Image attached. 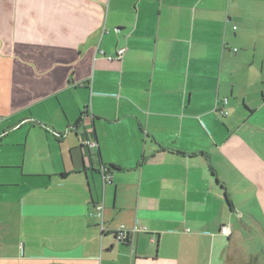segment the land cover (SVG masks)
<instances>
[{
    "label": "crops",
    "instance_id": "obj_1",
    "mask_svg": "<svg viewBox=\"0 0 264 264\" xmlns=\"http://www.w3.org/2000/svg\"><path fill=\"white\" fill-rule=\"evenodd\" d=\"M263 49L264 0H0V264L233 261Z\"/></svg>",
    "mask_w": 264,
    "mask_h": 264
},
{
    "label": "rangeland",
    "instance_id": "obj_2",
    "mask_svg": "<svg viewBox=\"0 0 264 264\" xmlns=\"http://www.w3.org/2000/svg\"><path fill=\"white\" fill-rule=\"evenodd\" d=\"M260 61H264V49L256 55V64H260ZM261 79H264V69ZM259 89L262 90V92L259 93V100L261 102L264 84L258 86V92ZM253 120L264 125V106L261 111L256 113ZM252 144L254 146V142ZM262 147L263 148L258 147L259 149H257L258 159H264V145H262ZM254 161H256L255 157H253V162ZM253 167L254 164H252V175H254ZM253 181L257 183L256 185H260L261 183V189L264 193V180L258 176L254 178ZM260 194L255 198L256 202L253 201L250 202L249 205L246 204L245 209L243 208L241 212L239 210L237 211L238 219L236 220L235 228L236 230L238 228L236 238L238 251L233 253L234 259L232 258L233 261H230L229 264H248V256H258L259 259V261H253L249 264H264V210H262V206L264 207V199Z\"/></svg>",
    "mask_w": 264,
    "mask_h": 264
},
{
    "label": "built area",
    "instance_id": "obj_3",
    "mask_svg": "<svg viewBox=\"0 0 264 264\" xmlns=\"http://www.w3.org/2000/svg\"><path fill=\"white\" fill-rule=\"evenodd\" d=\"M123 52H124V50H122V49L117 51V57H116L117 60L120 59V57L123 55ZM109 59H113V58H109ZM221 104H222L223 109L220 110V113L223 116H227L228 115V112L224 109L225 106L227 105V99L224 98L221 101ZM103 174H104L103 175L104 181L108 180L109 176L105 173V170H104ZM103 210L104 209H103V205L102 204H99V205H96L95 206V212H96V215L95 216L100 221V228H101V230L103 229L102 228ZM134 231H136V229H134V230H128L124 226H120L119 228L116 229V231L114 233L115 239L117 240V242L127 241L128 238H129V236L131 235V233L134 232ZM220 234L223 235V236H229L230 235L229 227L228 226L221 227Z\"/></svg>",
    "mask_w": 264,
    "mask_h": 264
},
{
    "label": "trees",
    "instance_id": "obj_4",
    "mask_svg": "<svg viewBox=\"0 0 264 264\" xmlns=\"http://www.w3.org/2000/svg\"><path fill=\"white\" fill-rule=\"evenodd\" d=\"M110 170L109 169H106L105 170V173H108ZM229 203V202H228ZM229 206H230V203H229Z\"/></svg>",
    "mask_w": 264,
    "mask_h": 264
},
{
    "label": "water",
    "instance_id": "obj_5",
    "mask_svg": "<svg viewBox=\"0 0 264 264\" xmlns=\"http://www.w3.org/2000/svg\"><path fill=\"white\" fill-rule=\"evenodd\" d=\"M103 176V175H102Z\"/></svg>",
    "mask_w": 264,
    "mask_h": 264
}]
</instances>
